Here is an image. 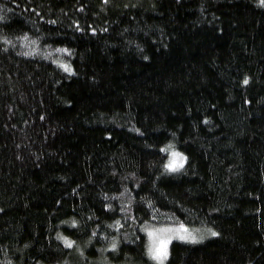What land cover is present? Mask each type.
Masks as SVG:
<instances>
[{"label":"trees","instance_id":"trees-1","mask_svg":"<svg viewBox=\"0 0 264 264\" xmlns=\"http://www.w3.org/2000/svg\"><path fill=\"white\" fill-rule=\"evenodd\" d=\"M0 17V264H160L153 223L202 235L163 264H264L260 0H0Z\"/></svg>","mask_w":264,"mask_h":264},{"label":"snow or ice","instance_id":"snow-or-ice-1","mask_svg":"<svg viewBox=\"0 0 264 264\" xmlns=\"http://www.w3.org/2000/svg\"><path fill=\"white\" fill-rule=\"evenodd\" d=\"M261 4H264V0H260ZM0 19H3V17H0ZM67 51V49H65ZM66 71H72L71 67L68 65H64ZM247 83V81H245ZM167 150V149H165ZM172 161L167 165L169 169L177 170L179 167L183 166V160L186 159V157H183L182 153H178L176 151L172 152ZM180 157L181 159L177 160L176 158ZM180 229H185V226L183 224L180 225L179 229H176V232H179ZM186 230V229H185ZM148 234L151 238V244L149 247V252L154 256V258L163 261V258L167 256L168 254V244L172 239V235H165V233H172L173 230L170 228L166 229H160L158 231H153L151 229H147ZM215 235V233H213ZM180 239H191L192 241H195L197 237L195 235H180ZM112 247L115 248V243L112 244Z\"/></svg>","mask_w":264,"mask_h":264},{"label":"rangeland","instance_id":"rangeland-1","mask_svg":"<svg viewBox=\"0 0 264 264\" xmlns=\"http://www.w3.org/2000/svg\"><path fill=\"white\" fill-rule=\"evenodd\" d=\"M173 157L171 158V161H172ZM177 160L181 159L180 157H177L176 158ZM185 226V229H180L179 232H176L175 230L176 229H179L180 228V225H172V224H149L148 227H146V232L148 234V231L147 229H151L153 231H158L160 229H166V228H170L173 230L172 233H165V235H169L171 234L172 235V239L171 241L169 242L168 244V252H169V247H170V244L175 241V240H182V241H192L191 239H180V235H195L197 237V239L195 241H198V240H201L200 237H202L201 235V232L199 230H197L196 228L194 227H191V226H188V225H184ZM206 237V236H205ZM148 239H149V247H150V244H151V238L148 234ZM203 239V238H202ZM151 254V253H150ZM168 255V254H167ZM151 256L154 258V256L151 254ZM167 257V256H166ZM163 258V261H162V264L165 262V258ZM156 259V258H155ZM160 264H161V261L156 259Z\"/></svg>","mask_w":264,"mask_h":264}]
</instances>
